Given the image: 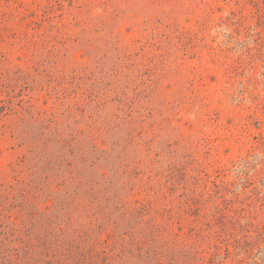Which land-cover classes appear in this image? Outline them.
Masks as SVG:
<instances>
[{
  "label": "rangeland",
  "instance_id": "rangeland-1",
  "mask_svg": "<svg viewBox=\"0 0 264 264\" xmlns=\"http://www.w3.org/2000/svg\"><path fill=\"white\" fill-rule=\"evenodd\" d=\"M47 166L151 210L163 264H264V0H0V232L55 209Z\"/></svg>",
  "mask_w": 264,
  "mask_h": 264
},
{
  "label": "trees",
  "instance_id": "trees-1",
  "mask_svg": "<svg viewBox=\"0 0 264 264\" xmlns=\"http://www.w3.org/2000/svg\"><path fill=\"white\" fill-rule=\"evenodd\" d=\"M100 161L101 157L91 160L82 155V162L91 163L93 169ZM61 169H44L47 174L50 171L48 180L65 176V189L58 192L60 199L52 213L34 215L28 229L12 226L0 232V264H163L161 252L153 245L174 237L169 238L172 234L157 223L151 210L133 206L120 190L113 191L104 173L91 178L83 175V168L82 174ZM76 210H83L89 220L83 233L68 228ZM109 230H120L111 244L103 239Z\"/></svg>",
  "mask_w": 264,
  "mask_h": 264
}]
</instances>
